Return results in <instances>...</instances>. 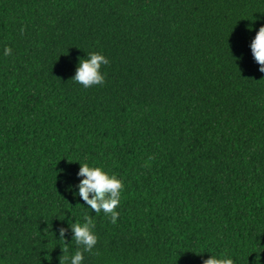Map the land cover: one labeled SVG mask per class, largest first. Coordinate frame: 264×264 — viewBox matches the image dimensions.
Segmentation results:
<instances>
[{
  "label": "trees",
  "instance_id": "1",
  "mask_svg": "<svg viewBox=\"0 0 264 264\" xmlns=\"http://www.w3.org/2000/svg\"><path fill=\"white\" fill-rule=\"evenodd\" d=\"M261 26L264 0H0V264H60L85 213L83 264H264ZM80 163L123 181L116 224Z\"/></svg>",
  "mask_w": 264,
  "mask_h": 264
},
{
  "label": "clouds",
  "instance_id": "2",
  "mask_svg": "<svg viewBox=\"0 0 264 264\" xmlns=\"http://www.w3.org/2000/svg\"><path fill=\"white\" fill-rule=\"evenodd\" d=\"M21 34L25 32V28H21ZM251 51L255 62L260 66L259 71L264 73V26L259 28L255 38L251 42ZM12 54V48L5 47L4 55ZM110 61L108 58L97 52L87 53L86 59H81L77 67L73 81L82 85L85 89L102 86L105 83V76L101 72L104 65H108ZM81 167L78 172V177H82L78 185V195L86 203L88 208L95 214L99 215L101 212L109 218L112 224H116L120 216L117 208L121 201V194L124 190V184L115 174H108L100 167H90L87 163H80ZM95 221L93 216L85 213L83 216V223L70 222V228L73 233V241L77 246L74 255L69 257L66 232L68 229L60 228L59 236L64 241L62 247V256L59 258L60 264H83L84 253H93V249L98 243V237L94 233ZM203 264H234L233 259L226 255L218 258L212 255L210 258L203 261Z\"/></svg>",
  "mask_w": 264,
  "mask_h": 264
}]
</instances>
